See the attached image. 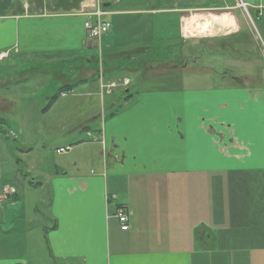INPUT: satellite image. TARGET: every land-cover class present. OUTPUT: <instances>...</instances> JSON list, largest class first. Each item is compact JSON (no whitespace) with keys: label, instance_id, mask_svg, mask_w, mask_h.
Segmentation results:
<instances>
[{"label":"crops","instance_id":"obj_1","mask_svg":"<svg viewBox=\"0 0 264 264\" xmlns=\"http://www.w3.org/2000/svg\"><path fill=\"white\" fill-rule=\"evenodd\" d=\"M99 1L106 19L115 17V30L128 26L121 34L136 37L121 51L108 45L102 51L101 45L100 63L83 15L94 11L97 0H0V53L36 54L45 66L57 62L80 69L67 74L72 81L59 92L64 99L81 85L83 94L103 99L105 71L111 76L107 83L129 80L118 77L125 69L136 76L130 86L179 84L192 65H204L185 77L189 88L135 96L129 86L122 88L126 103L136 100L126 112L94 131L92 112L93 119L68 131L77 139L56 149L73 146L72 152L83 156L37 176L42 182L36 184L47 193L37 204L46 205L41 216L51 227L30 235L39 230L34 217L9 222L7 209L16 205L0 206L6 208L0 213V264H43L46 258L53 264H264V56L258 38L264 39L259 33L254 37L255 27L235 0ZM243 1L249 16L253 19L251 10L263 22L264 0ZM155 12L174 27L161 57L147 39ZM196 13L223 14L207 19L224 17L234 26L230 32L186 35L185 16L204 17ZM214 23L220 31L219 21ZM104 38L107 42L109 34ZM247 38L256 43V57L233 59L243 74L219 73L215 60L197 51L233 49ZM5 96L0 94L2 142L17 137L6 133L4 116L13 100ZM97 147L101 163L93 155ZM87 164L96 170L88 172ZM16 194L8 204L19 200ZM120 207L129 215L128 231L116 217Z\"/></svg>","mask_w":264,"mask_h":264},{"label":"rangeland","instance_id":"obj_2","mask_svg":"<svg viewBox=\"0 0 264 264\" xmlns=\"http://www.w3.org/2000/svg\"><path fill=\"white\" fill-rule=\"evenodd\" d=\"M100 4L101 2L97 0L96 5L100 6ZM234 4L235 7L238 8V0H235ZM102 8L106 11L104 7ZM262 12L263 22L257 18L255 15L256 13L250 10L251 16L254 19V27L256 30L254 32V37L259 33L264 39V11ZM153 14H155L153 20H149L151 27H149L150 35L147 39L150 42V46H152L153 49L155 48L156 56L161 57L163 53L160 50L165 48V46L169 43L168 41L172 39L169 38V33L174 31V27L170 22L160 21L159 14L163 13L155 12ZM196 14L204 16L202 18L203 22L207 19V17L210 16L209 14H213L215 18L223 15H217L214 13ZM193 16L196 15L188 14L185 16L184 20ZM109 20L111 22V29L108 33L110 38L106 42L104 37H106L108 34L102 37V51L103 47H106V45L110 46L113 51H121L124 47L130 45L136 37L125 36L121 34L127 29L128 26H124L122 29L121 27H117L119 29L115 30L114 16H109ZM220 20L222 22H230V20L228 21L224 17H221ZM212 26L213 25H210L209 27ZM196 29L199 30L200 28ZM112 31L113 34L110 35ZM189 31L195 32V26L193 22L189 25ZM116 35H118V38L116 41H114L113 39L116 38ZM192 39L197 40L198 37ZM249 40L250 39L247 38L246 40H242L243 43H238L235 45L232 44L234 47L233 49L219 48L213 51L206 49L202 51L198 47L197 51L204 53L205 58L215 60L214 63L220 69L218 70L219 73H222L228 69L229 71L232 70L234 73L243 74L245 69L238 67L237 65H233V62L235 59L239 58L242 59L256 57V43L254 39L251 41ZM191 43L192 41L188 40V44ZM158 45L162 48H156L159 47ZM97 50L99 49H95V51L98 53ZM173 50L175 52H179V50L176 48H173ZM93 52L94 51H92V53ZM6 53L2 52L0 55H6ZM35 55H19L16 58H14V55H12L11 58L8 55L6 56L7 61L0 63L2 66L0 67V94H5V99L8 101L13 100V107L9 109L8 112H6L8 115L4 116L6 119V133L8 134L9 132L14 131V133L17 135V137L8 136V138L3 140L4 142L0 141V186L2 183L12 186L15 188L17 198L19 197V200L11 204H8L7 200L9 199H3L1 206L16 205V207L10 206L7 209V214L10 215L9 222L11 220H15L16 222L22 220L23 222V219L24 221H29L34 217L36 220V227L39 230L29 233L30 235H40L45 229H49L51 227V222L46 220L45 217L41 216V214L47 213L46 205L44 207V205L40 206V204H37L38 200H43L45 196V199H47V193H44V189L36 184L38 181L42 182L41 178L37 176L41 173H52V171L55 169L54 167L61 163L73 164L74 158H80L83 156L82 152L79 150H75L70 154H56V147L72 143V141L77 139V136L71 135L68 133V131H70L75 126L82 125L87 123V121L90 119H93L91 116L92 112L96 113L97 118L96 121L90 124V129L94 131L95 129L102 128L106 121L108 123L114 120L116 117H119L120 114H123L130 107H132L134 103H136V100L126 103V99L124 97L127 95V89H115L112 95H107L104 93L103 99L100 97L102 100L100 102L98 96L88 97L87 95L83 94L84 91L81 90V88H83L82 85L76 87L75 95H68V98L66 99L61 98L59 95L60 90L65 88V85L72 81V79L68 77L67 74L72 71L79 73L81 70L71 69L70 64L57 65V62H55L56 66L54 67L45 66L41 64L43 62L35 59ZM42 57L43 55H41V58ZM101 58L102 55L100 54L99 63ZM126 63L127 60L124 59L123 63L121 62L123 65ZM203 65V62H200L199 65L197 64L196 66L192 65L193 68H190L187 73L182 75L184 79L183 81L181 80L182 82L179 84H166L163 81L159 84H155L153 82L147 83L148 81H143L138 85H135L134 83H132L131 86L129 85L130 92L133 94V96H135L136 93H144L147 90L152 89H171L179 87L184 89L189 88L191 87L189 84V79L186 80V78L191 75V72H195L197 67ZM100 66L102 69H104L103 65ZM105 72V80L107 83V80L111 78V76H109L107 71ZM120 73L121 74L119 76L116 75L119 78L125 76H128L130 79L132 78V80L136 78L134 74H131L125 69L120 71ZM113 79L115 81L119 80L116 77ZM118 91H122V93L118 94ZM55 96H57V99L48 108L51 99ZM110 100H112V102L117 105L111 106L112 103H110ZM18 108L23 109V111H18ZM97 148L98 149L93 155L96 157L95 160H99V163H101L102 158L100 157L101 159H99L100 150L99 147ZM84 169L90 172L91 170H96V167L87 164ZM35 178L36 180L33 181ZM5 186L1 188L0 193H2V189ZM36 209L38 212L34 214ZM5 211L6 208L3 209L0 207L1 214H5ZM30 231L33 230L30 229ZM43 262V264H53L47 258L44 259Z\"/></svg>","mask_w":264,"mask_h":264},{"label":"built area","instance_id":"obj_3","mask_svg":"<svg viewBox=\"0 0 264 264\" xmlns=\"http://www.w3.org/2000/svg\"><path fill=\"white\" fill-rule=\"evenodd\" d=\"M239 5L238 8L244 10L247 13L248 20L251 26H254L253 19L249 16L248 8L249 5L246 4L243 0H238ZM83 15L86 17V21L84 23L86 37L91 43H95L96 47L99 49L101 54V39L106 34L109 33L111 29V23L106 19L108 13L100 6H95L93 12L83 11ZM257 35V34H256ZM258 40L261 42V51L264 56V42L259 37ZM9 55V52L6 55L1 54L0 59L6 58ZM130 85V81L127 79H122L118 81H111L108 83L101 82V93L102 95L105 93L107 95H112L115 89L127 88ZM63 96H65L63 94ZM73 146H66L56 149L57 155L69 154L73 151ZM15 189L12 187H4L2 191V195L0 196V206L2 204L3 199H8L10 196L14 195ZM116 217L119 223L122 226L123 231H128L129 229V215L125 208H119L116 214Z\"/></svg>","mask_w":264,"mask_h":264},{"label":"bare ground","instance_id":"obj_4","mask_svg":"<svg viewBox=\"0 0 264 264\" xmlns=\"http://www.w3.org/2000/svg\"><path fill=\"white\" fill-rule=\"evenodd\" d=\"M201 19V18H200ZM197 17H192V18H189V19H186L184 20V31H185V34L188 35V34H191V35H195V34H217L219 32H229L232 30L233 26L231 27V25L229 24V22H222L219 19H215L213 17H210L208 19H206L204 22L203 20L201 19L200 21H197ZM219 21V25L220 27L222 26L221 30L218 31L216 28H215V23L214 21ZM192 22L194 23V26H195V32H191L189 31V25L192 24ZM210 25H213L212 27H209ZM218 25V24H217ZM196 28H200L199 30H197ZM231 29V30H230Z\"/></svg>","mask_w":264,"mask_h":264},{"label":"trees","instance_id":"obj_5","mask_svg":"<svg viewBox=\"0 0 264 264\" xmlns=\"http://www.w3.org/2000/svg\"><path fill=\"white\" fill-rule=\"evenodd\" d=\"M131 97H132V94H131V95L129 94V95L127 96V99L130 100ZM54 101H55V98L51 99V102H50V104L48 105V108L53 104Z\"/></svg>","mask_w":264,"mask_h":264},{"label":"water","instance_id":"obj_6","mask_svg":"<svg viewBox=\"0 0 264 264\" xmlns=\"http://www.w3.org/2000/svg\"><path fill=\"white\" fill-rule=\"evenodd\" d=\"M216 28V27H215Z\"/></svg>","mask_w":264,"mask_h":264}]
</instances>
